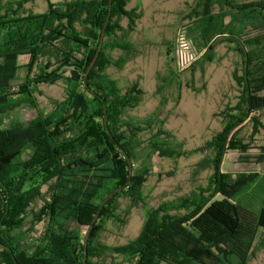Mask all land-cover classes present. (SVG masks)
I'll list each match as a JSON object with an SVG mask.
<instances>
[{"label": "trees", "instance_id": "obj_1", "mask_svg": "<svg viewBox=\"0 0 264 264\" xmlns=\"http://www.w3.org/2000/svg\"><path fill=\"white\" fill-rule=\"evenodd\" d=\"M28 1L0 0V241L12 251L0 247V264H16L13 255L18 264H83L84 238L92 220L104 199L119 187L123 190L105 205L90 234L85 264H245L250 245L239 238L243 229L240 210L215 198L227 194L225 187L230 185L221 164L229 150L238 149L233 131L262 107L261 97L251 95L248 76L252 67L258 77L264 76V64L253 66L264 59L263 54L253 46L256 51L251 56L239 36L253 23L252 16L264 26V0L186 3L189 18L216 21L219 17L217 39L227 40L233 45L231 49L242 55L244 73L235 76L242 104L239 113L228 112L231 108L223 112L225 126L209 143L214 174L208 186L186 198L147 209L140 234L117 246L104 244L101 236L110 223L121 230L128 224L130 209H121L119 199L129 200L130 207L147 205L144 183L157 159L180 155L165 120L157 113L142 118L128 115L146 95L141 83L121 87L108 74L109 68L123 69L135 55L128 36L142 14L139 8L127 9L130 0H112L111 8L109 0H46L44 13L26 10ZM225 17L240 25L228 29ZM123 20H127V27ZM104 28V44L89 74L87 90L84 78ZM115 51L121 53L118 59L113 56ZM21 69H25L23 75ZM59 82L66 83V96L54 101L50 113L40 111L28 123H7L6 115L18 108L38 107L40 85ZM104 104L112 136L106 130ZM256 120L252 118L254 133ZM117 144L132 161L133 176L128 185L129 162ZM41 200L44 204L35 218H45L43 230L33 238L26 237L23 228L33 206ZM250 215L251 231L264 229V205L258 214ZM199 217L216 235L202 233V248L179 242L173 231L184 224H196Z\"/></svg>", "mask_w": 264, "mask_h": 264}, {"label": "rangeland", "instance_id": "obj_2", "mask_svg": "<svg viewBox=\"0 0 264 264\" xmlns=\"http://www.w3.org/2000/svg\"><path fill=\"white\" fill-rule=\"evenodd\" d=\"M64 1L52 0L53 3ZM187 2L194 6L195 0H130L127 7L128 10L139 8L142 14L128 36L136 53L131 58L125 56L128 60L123 69L109 68L108 74L117 79L121 87L135 81L141 83L146 95L139 106L129 110L128 115L142 118L157 113L165 120L170 140L180 155L157 159L152 175L144 183L147 205L130 207L129 200L119 199L121 209L125 212L130 209L129 220L123 230L109 224L101 236L102 242L109 246L125 244L136 238L141 232L147 209L186 198L208 186L214 174L210 164L213 152L209 143L225 126L223 112L229 108L228 112L233 114L240 111L241 88L235 76L241 77L244 73L243 57L231 49L233 45L227 40L217 39L219 29L216 21L219 17L216 21L213 18H189ZM47 8L46 0L26 3V10L33 13H44ZM251 21L253 23L247 25L239 39L247 43L251 56H254L252 53L256 50L252 48L255 46L262 51L264 58V26L254 16ZM224 23L228 29L234 24L240 25L231 17H225ZM122 25L127 27V20H123ZM113 56L118 59L120 51H115ZM209 56L212 57L210 62L207 61ZM262 64L264 59L261 58L253 66ZM24 72L25 69H21V75ZM249 73L251 95L261 97L263 101L259 104L262 107L257 113L255 109L252 117L233 131L239 143L238 149L229 150L221 164V172L229 176L230 185L225 187L227 194H218L215 200L227 207L234 204L240 210L243 229L239 238L242 243L250 245L245 264H264V229L253 233L249 228L253 220L250 213L258 214L264 205V76L258 77L253 67ZM66 75H71V72ZM260 85L263 87L259 89ZM39 89L38 107L24 105L18 108L6 115L7 123H28L40 111L48 114L55 107L54 101H62L66 96L65 82L43 84ZM252 118H257V133H254ZM46 189L44 187L43 191ZM43 204L41 200L33 206L31 217L23 228L26 237L33 238L43 230L45 218H35ZM199 218L196 224H184L173 231L179 242L202 248L199 241L202 233L216 235L212 227L206 225V220ZM236 260L233 259L234 262ZM116 262H121V259Z\"/></svg>", "mask_w": 264, "mask_h": 264}, {"label": "water", "instance_id": "obj_3", "mask_svg": "<svg viewBox=\"0 0 264 264\" xmlns=\"http://www.w3.org/2000/svg\"><path fill=\"white\" fill-rule=\"evenodd\" d=\"M109 3H110V8L112 7V0H109ZM109 19V17H108ZM108 19H107V23H108ZM104 40H105V28L101 34V38H100V43H99V46H98V49H97V52L87 70V73L85 75V78H84V86L87 90H90L89 88V85H88V77H89V74L90 72L92 71L93 67L95 66L99 56H100V52L102 50V47H103V44H104ZM100 100H102L101 97H99ZM104 108H105V126H106V130L108 132V134L110 136H112L111 132H110V129L108 128V113H107V107L106 105L104 104ZM118 148L119 150L124 154L125 158L128 160L129 162V180L127 182V185L130 184L131 182V179H132V175H133V165H132V161L129 157V155L126 153V151L120 146L118 145ZM123 190V187H119L118 189L114 190L111 194H109L105 199L104 201L102 202L100 208H99V211L97 212V214L95 215L94 219L92 220V223L90 225V228L89 230L87 231V234L85 235V238H84V247H85V255H84V259H83V264L86 263L87 261V252H88V241H89V237H90V234L95 226V223L97 222L98 218H99V215L101 213V211L104 209L105 205L116 195L118 194L120 191ZM0 247L1 248H4L6 249L7 251L9 252H12L11 249L9 247H7L4 243H2L0 241ZM13 260L15 261L16 264H18L15 256L13 255Z\"/></svg>", "mask_w": 264, "mask_h": 264}]
</instances>
